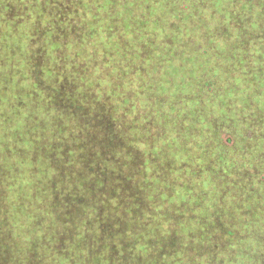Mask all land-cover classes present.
I'll return each instance as SVG.
<instances>
[{"label":"trees","instance_id":"obj_1","mask_svg":"<svg viewBox=\"0 0 264 264\" xmlns=\"http://www.w3.org/2000/svg\"><path fill=\"white\" fill-rule=\"evenodd\" d=\"M0 264H264V0H0Z\"/></svg>","mask_w":264,"mask_h":264}]
</instances>
